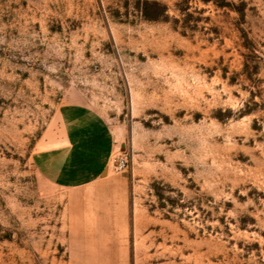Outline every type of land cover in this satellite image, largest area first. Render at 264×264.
I'll return each mask as SVG.
<instances>
[{
  "label": "rangeland",
  "instance_id": "obj_1",
  "mask_svg": "<svg viewBox=\"0 0 264 264\" xmlns=\"http://www.w3.org/2000/svg\"><path fill=\"white\" fill-rule=\"evenodd\" d=\"M0 264H264V0H0Z\"/></svg>",
  "mask_w": 264,
  "mask_h": 264
},
{
  "label": "built area",
  "instance_id": "obj_2",
  "mask_svg": "<svg viewBox=\"0 0 264 264\" xmlns=\"http://www.w3.org/2000/svg\"><path fill=\"white\" fill-rule=\"evenodd\" d=\"M126 168V162L124 160H120L116 166L118 171L124 170Z\"/></svg>",
  "mask_w": 264,
  "mask_h": 264
}]
</instances>
